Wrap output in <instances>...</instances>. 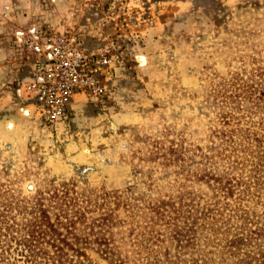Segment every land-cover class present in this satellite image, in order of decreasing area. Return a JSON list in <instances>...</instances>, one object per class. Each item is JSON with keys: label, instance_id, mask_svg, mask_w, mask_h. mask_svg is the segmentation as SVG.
Returning <instances> with one entry per match:
<instances>
[{"label": "rangeland", "instance_id": "374dc122", "mask_svg": "<svg viewBox=\"0 0 264 264\" xmlns=\"http://www.w3.org/2000/svg\"><path fill=\"white\" fill-rule=\"evenodd\" d=\"M56 38L98 63L101 87L75 90L53 114L44 56L29 44ZM259 71L264 0H0V215L20 223L38 202L71 217L78 205L88 232L112 210L111 230L134 264L127 234L142 218L124 205L182 189L213 201L186 171L201 167L220 132L262 133L261 113L246 117L250 103L237 96ZM14 247L4 256L20 263L25 252ZM96 247L86 248L90 264H110Z\"/></svg>", "mask_w": 264, "mask_h": 264}, {"label": "trees", "instance_id": "16d2710c", "mask_svg": "<svg viewBox=\"0 0 264 264\" xmlns=\"http://www.w3.org/2000/svg\"><path fill=\"white\" fill-rule=\"evenodd\" d=\"M256 75L258 80L242 84L237 96L243 93L250 103L246 117L261 113L255 123L262 133L239 126L224 130L211 153L199 155L201 167L186 171V176L208 183L213 197L220 193L226 205L215 198L201 205L185 189L142 206L126 203L127 215L142 218L131 222L135 226L127 234L134 264H264V207L259 214L255 209L264 205V73ZM235 194V205L227 208ZM66 210L37 202L20 223L0 215V264H90V244H97L96 251L110 264H130L122 236L116 239L111 230L116 226L112 210L95 218L88 232L79 206L70 209L71 217ZM11 241L25 252L19 253L20 263L4 256Z\"/></svg>", "mask_w": 264, "mask_h": 264}, {"label": "built area", "instance_id": "2783aa9c", "mask_svg": "<svg viewBox=\"0 0 264 264\" xmlns=\"http://www.w3.org/2000/svg\"><path fill=\"white\" fill-rule=\"evenodd\" d=\"M29 45L38 55L44 56L38 69L44 74L45 85H48V99L53 114L63 111L70 94L75 90L100 89L96 72L98 63L80 53L72 39H52L45 48L32 42Z\"/></svg>", "mask_w": 264, "mask_h": 264}]
</instances>
